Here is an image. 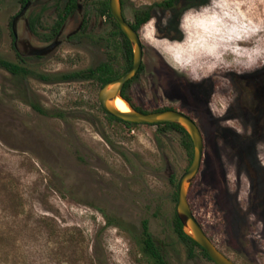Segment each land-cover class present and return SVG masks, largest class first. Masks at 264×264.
I'll list each match as a JSON object with an SVG mask.
<instances>
[{
    "label": "rangeland",
    "instance_id": "1",
    "mask_svg": "<svg viewBox=\"0 0 264 264\" xmlns=\"http://www.w3.org/2000/svg\"><path fill=\"white\" fill-rule=\"evenodd\" d=\"M158 1L120 0L128 22L149 7L137 30L141 69L125 92L142 109L170 106L195 121L202 155L190 210L235 264H264V0ZM16 6L0 0L6 60ZM100 20L96 43L69 40L27 67L46 79L0 66V264H151L138 249L143 220L167 264H215L174 231L171 180L188 166L180 134L108 120L93 80L51 79L108 53L123 63Z\"/></svg>",
    "mask_w": 264,
    "mask_h": 264
},
{
    "label": "water",
    "instance_id": "2",
    "mask_svg": "<svg viewBox=\"0 0 264 264\" xmlns=\"http://www.w3.org/2000/svg\"><path fill=\"white\" fill-rule=\"evenodd\" d=\"M107 5L109 13L116 21L119 30L129 43L131 63L118 77L108 80L99 86L97 90L99 106L105 114L122 121L139 124L170 122L180 126L186 132L191 142L192 156L188 166L176 179L174 214L180 222L182 232L196 242L205 251L212 262L215 264H235L218 250L203 232L187 202V190L192 178L198 170L202 155L201 134L193 119L182 111L173 109L148 112L138 111L120 95V89L123 84L128 79L132 78L139 69L141 63V44L137 30L131 28L121 13L120 0H107ZM115 96L121 98L125 102L127 106L126 111H121L114 107L113 99Z\"/></svg>",
    "mask_w": 264,
    "mask_h": 264
},
{
    "label": "flooded vegetation",
    "instance_id": "3",
    "mask_svg": "<svg viewBox=\"0 0 264 264\" xmlns=\"http://www.w3.org/2000/svg\"><path fill=\"white\" fill-rule=\"evenodd\" d=\"M89 1L91 0H17L16 10L8 22L13 48L11 56L13 61H8L29 70L27 67L40 63L62 43H68L69 40L83 43L86 41L85 38L94 42L90 32L94 30L97 33L101 24L100 19L105 17L98 13L100 0H92V4H85ZM75 19L76 25L71 26ZM103 44L106 46L105 42ZM98 55L100 56L101 52L96 54L97 57ZM96 62L89 67H95L103 60ZM139 71L138 69L137 73ZM191 91L196 97L200 95L198 89L194 91L192 88Z\"/></svg>",
    "mask_w": 264,
    "mask_h": 264
},
{
    "label": "trees",
    "instance_id": "4",
    "mask_svg": "<svg viewBox=\"0 0 264 264\" xmlns=\"http://www.w3.org/2000/svg\"><path fill=\"white\" fill-rule=\"evenodd\" d=\"M174 1L175 0H161L158 2H155L153 5L159 6V7H163V8H170L174 6ZM151 7V6H150ZM98 13L101 16L106 17V19H108V21L111 23V30H110V37H118L120 39V43L121 47H122V51H123V63L118 65V67L114 66V61L112 59V54L108 53L107 54V60L103 61L101 63H99L97 66L95 67H86L83 69H79V70H73L67 73H63L60 75H56L51 79H64V80H72V79H76V80H93L95 81L99 86L101 84H103L104 82L111 80L113 78L118 77L123 71H125L131 63V50H130V46L129 43L126 39V37L123 35V33L119 30L118 25L116 23V21L113 19V17L111 16V14L109 13L108 10V5H107V0H100L99 2V8H98ZM149 19V7H146L145 9L141 10V11H136L133 14V18L132 21H129V25L131 26V28H133L134 30H138L139 27L144 24L147 20ZM117 44V43H116ZM116 44H110L112 46L113 49H116ZM110 46V47H111ZM0 66H2L5 70H7L9 73L13 74V75H26V74H31V75H36L42 79H46L45 76L41 75V74H37L33 71L30 70H26L20 66H18L16 63L8 61V60H4L0 58ZM141 68V65L139 66V70ZM138 73L136 72V74H134V76L130 79H128L123 86L121 87V91H120V95L135 109H137L138 111H142V112H148V111H156V110H163V109H173L175 110L174 107H170V106H166V107H160V108H155L152 110H145L142 109L138 106H136L132 100L130 99V97L127 95V93L125 92V89L127 88L128 84L134 79V77L137 75ZM193 88V90L197 91L196 87H191V89ZM33 108L38 111L39 113L42 114H46L45 111L41 110L39 107L37 106H33ZM105 117L110 120V121H116L119 122L121 124H123L124 126H126L127 128L129 127H134L139 125V123H133V122H126V121H122L116 118H113L107 114H105ZM146 124V123H144ZM146 125H155L157 128L159 129H172L175 130L176 132H178L180 134V144L183 147V149L185 150L186 154H187V162L189 164L190 160H191V156H192V147H191V142L190 139L188 137V135L186 134V132L178 125L174 124V123H170V122H159V123H153V124H146ZM243 145H247L249 148L252 149V146L249 144V142L243 138L242 140ZM173 187L176 186V182L173 180H171ZM172 199L175 200V190L172 192ZM172 223H173V227H174V231L177 234V236L179 238H181L182 240H184L188 246H189V250L193 249L194 247L197 248L200 253L205 256L207 259H209V257L207 256V254L205 253V251L193 240H191L188 236H186L182 230H181V225L180 222L178 221V219L176 218L175 214L173 213L172 216ZM138 243V249L139 252L147 258L148 261H150L151 264H167L166 261L163 258L162 253L160 252L158 246L155 244V242L153 241L150 233L148 232L147 226H146V222L143 220L141 222V236L140 238L137 240ZM210 260V259H209Z\"/></svg>",
    "mask_w": 264,
    "mask_h": 264
},
{
    "label": "bare ground",
    "instance_id": "5",
    "mask_svg": "<svg viewBox=\"0 0 264 264\" xmlns=\"http://www.w3.org/2000/svg\"><path fill=\"white\" fill-rule=\"evenodd\" d=\"M113 105L118 110H121V111L127 110V106H126L125 102L117 96H115L113 99Z\"/></svg>",
    "mask_w": 264,
    "mask_h": 264
}]
</instances>
